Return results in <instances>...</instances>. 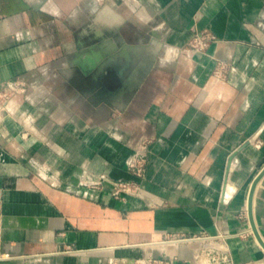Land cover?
<instances>
[{
	"label": "crops",
	"instance_id": "0c3cea01",
	"mask_svg": "<svg viewBox=\"0 0 264 264\" xmlns=\"http://www.w3.org/2000/svg\"><path fill=\"white\" fill-rule=\"evenodd\" d=\"M0 83V264H264V0H0Z\"/></svg>",
	"mask_w": 264,
	"mask_h": 264
},
{
	"label": "built area",
	"instance_id": "2783aa9c",
	"mask_svg": "<svg viewBox=\"0 0 264 264\" xmlns=\"http://www.w3.org/2000/svg\"><path fill=\"white\" fill-rule=\"evenodd\" d=\"M215 37L207 30L197 31L193 38V47L197 51H204ZM1 84V83H0ZM132 171L135 174L141 176L144 173V159L141 157L134 158L130 163ZM103 181V178L97 179L92 182L93 185H99ZM114 191L113 194L116 198L120 197L123 192H131L137 189V185L129 181H113L112 182ZM226 235L219 233L215 236L204 235L198 237L203 239L205 245L200 250L196 257L201 264H237L231 261L226 255L225 243L223 242ZM174 241H182L184 238H173ZM225 246V247H224ZM138 264H168L163 258H152L146 262H140Z\"/></svg>",
	"mask_w": 264,
	"mask_h": 264
},
{
	"label": "water",
	"instance_id": "95a60500",
	"mask_svg": "<svg viewBox=\"0 0 264 264\" xmlns=\"http://www.w3.org/2000/svg\"><path fill=\"white\" fill-rule=\"evenodd\" d=\"M264 175V168L263 170L260 172V174L257 176V178L255 179V181L253 182V185H252V189H251V192H250V198H249V211H250V214H251V220H252V224H253V228L257 234V236L260 238V241L261 243L263 244L264 246V240L262 239V237L260 236V234L258 233V230L255 226V223H254V219H253V216H252V199H253V196H254V192H255V189H256V185L258 183V181L260 180V178Z\"/></svg>",
	"mask_w": 264,
	"mask_h": 264
}]
</instances>
